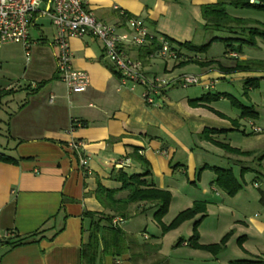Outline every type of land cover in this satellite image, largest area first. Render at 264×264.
<instances>
[{"label":"crops","instance_id":"1","mask_svg":"<svg viewBox=\"0 0 264 264\" xmlns=\"http://www.w3.org/2000/svg\"><path fill=\"white\" fill-rule=\"evenodd\" d=\"M217 1L87 0V3L92 14L104 22L118 24L120 9L140 17L152 34L165 36L173 44L192 42L200 45L199 40L209 41L214 37V33H206L203 29L202 7ZM255 13L258 16L259 12ZM257 16L242 17L259 19ZM120 27V31L127 30L122 23ZM30 40L36 54L34 62L45 68V78L33 79L29 85L36 83L34 88H38L43 82L45 99L37 97L39 90L35 93L26 90L23 102L9 114L6 140L0 139V150L16 160L13 163L0 161V240L14 233L23 235L37 229L47 228V236L58 232L52 239L43 238L11 249L0 242V264H81V249L90 224L86 213L104 210L94 194L98 185L119 188L120 184L111 179V172L118 170L117 163L126 158L130 159V164L122 167L124 171L142 173L144 167L132 156L140 155L149 165L152 183L167 188L166 182L172 179L176 169L184 173L186 167L173 144L188 152V169L193 175L197 167L212 172V184L216 177L213 167L230 169L236 177L253 174V183L260 192L257 203L261 212L258 217L237 220L241 222L239 237L245 236V240L241 246L237 239L236 242L247 257L264 259V190L261 188L264 182L256 181L259 177L264 178V65L254 67L256 70H231L237 61H264V39H257L255 46L243 48L242 53L223 49L220 58H208L181 49L179 58L172 63L171 60H159V57H150L144 63L148 74H195L201 77L198 86L206 89L208 94H221L219 100L199 107H192L187 102L199 96L179 97L171 93L174 89L165 92L162 105H148L141 96L140 87L132 89L129 84H123L100 60L104 55L103 45L89 36L69 39L72 66L87 72L89 85L84 92H68L56 71L55 51L50 53L46 47L51 43L47 36L43 35L39 41L31 37ZM11 45H19L24 52L20 44L4 45L0 50ZM133 47L129 45L125 49L131 57L137 58ZM233 53L237 57L232 56ZM231 57L234 59H229ZM187 58L204 63L198 64L196 72H175V67ZM31 60L25 59L26 65ZM211 60L214 62L207 63ZM251 78L258 80L247 84ZM204 83L211 85L206 88ZM11 88L0 86V90ZM13 89L17 91V88ZM19 94L15 92L4 97L0 103L6 100L9 106ZM225 95L248 106L253 116L242 117L240 110L233 107ZM253 126L260 128V132H253ZM204 128H218L220 131L209 136L228 144L234 151L221 156L218 162L198 154L196 145H192L195 142L187 138L188 135L202 138ZM185 130L188 131L186 135ZM73 143L79 144L78 151L72 148ZM81 157L86 159V165L81 164ZM175 158L178 160L174 162ZM220 191L223 199H210L206 202L207 211L212 205L218 210L226 208V198L232 196ZM208 215L207 212L206 217ZM199 236L200 243L210 244L202 240L200 232ZM142 237L150 239L145 232ZM182 244L186 245V241ZM124 257L129 263L123 257L113 259L107 255L101 264H132L128 253H124Z\"/></svg>","mask_w":264,"mask_h":264},{"label":"trees","instance_id":"2","mask_svg":"<svg viewBox=\"0 0 264 264\" xmlns=\"http://www.w3.org/2000/svg\"><path fill=\"white\" fill-rule=\"evenodd\" d=\"M229 7L235 9H253L256 12L264 13V0H255V2H250V0H218L215 4L203 5L202 15L205 21L203 26L204 31L211 34H213V32H228L232 34L233 37L214 36L207 43L197 45L192 42L173 44L171 40L163 36L177 52L173 61L179 58L181 49H187L188 52L199 54L207 52L213 40L224 43L227 51L242 53L243 48L255 46L257 39H264V23L259 19H255V17L235 16L229 13L227 10ZM131 16L132 15L124 12L122 15H118L119 22L124 24L126 19ZM159 47L160 42L156 38H152L146 45L138 47L134 46L132 49L136 52V57L144 64L150 58V55ZM100 60L103 61L114 75L117 77L119 76L114 67L112 68L106 64L104 61V55L100 56ZM188 62H194L199 65L204 63L195 58H187V60L185 59L181 63L185 64ZM212 62L214 61L211 60L207 63ZM262 65H264V61H237L231 70L249 71L255 69L254 67L257 68ZM257 80L258 79L256 78H251L248 79L246 83L251 84L252 81L255 83ZM39 84L38 88H32L30 85H27L25 89L29 90L31 93H35L42 86L43 82ZM15 92L16 90L13 88L9 90L1 89L0 102L4 97L10 96ZM220 96V93L212 95L207 93L198 98L188 99L187 102L192 107L206 106V104L219 100ZM225 97L229 99L230 104L233 107L240 110L242 117H244V115L249 118L253 116L252 110L241 103L238 99L230 95H225ZM210 109L213 112H216L212 108ZM82 125H85V123H82ZM217 130L218 128H204L201 137L234 151V149L230 148L228 144L217 142V140L209 136V134L217 133ZM132 156L144 167L142 173H129L122 168H119L116 171L113 170L111 172V179L120 184L119 188H107L99 184L97 189H95L94 194L104 210L97 213H86L87 217L90 219V224L88 227L87 240L84 242L81 249V264H101L102 258L107 255L116 259L121 257L124 253L129 254V259L132 264H138L141 258L145 259L151 255H155L156 257V260H153L151 264H168L166 259L158 258L162 257L160 256L162 244L160 241L161 235L153 236V241L148 239V241L142 242L137 239L136 234L125 231L122 229L121 225L113 224L114 219L124 221L139 214H145L149 211H151L152 217L161 225L163 232H167L178 225L180 226V224L187 219L194 218L192 235L186 240V245L194 250L199 249L207 251L215 257L224 252L226 249V243L231 236V233L229 232L217 243L203 244L198 240L200 239L198 226L202 219L207 215L206 203L204 201H202L201 204L199 203V205L196 203L192 207L179 212L169 224L165 225L162 222V218L167 212L172 200L171 193L167 189L160 188L152 183L151 179H149L151 170L149 169L147 161L142 156ZM0 161L13 163L16 160L11 155L0 150ZM212 170L216 175L214 182L227 195L234 196L237 191L241 189V184L239 183L238 178L230 169H218V167H213ZM197 215H199V217L195 218ZM47 230V228L37 229L32 233L23 235L14 233L13 236L1 239L0 242H2V244L8 249H11L16 246L37 242L43 238L52 239L58 232L56 231L51 236H47L45 234ZM141 235L143 236L144 232H142ZM237 238L238 244L241 246L245 240V236ZM179 240L180 241L176 242V245L185 241L183 239ZM228 264H264V259H261L260 257L234 259L230 260Z\"/></svg>","mask_w":264,"mask_h":264},{"label":"rangeland","instance_id":"3","mask_svg":"<svg viewBox=\"0 0 264 264\" xmlns=\"http://www.w3.org/2000/svg\"><path fill=\"white\" fill-rule=\"evenodd\" d=\"M227 10L229 13L235 16H257V13H255L256 11L253 9H235L229 7ZM257 18L264 22V13H259ZM38 23L43 24L40 27L41 30H39L34 25L31 26L30 37L36 41H39V38H41L43 35H46L49 41L52 42L53 27L50 22L45 18L40 19ZM214 36L233 37V35L228 32H215ZM207 41L208 39L205 41L199 40L198 43L204 44ZM210 46L211 47L208 52L202 53L204 57L220 58L222 50H226L224 43L218 42L216 40H213ZM46 47L50 49V53L52 51L56 52V49L52 47L51 44H47ZM251 51L253 52L255 50L252 49ZM43 55L45 56V43L43 44ZM234 57H237V55ZM234 57L229 59H234ZM35 58V50L32 49V60L29 65H26L24 52L20 50L19 45L6 46L0 50V86H10L17 88L16 92L18 94H22H19L15 100L9 104V106L6 105V100H4L0 105V139L3 141L6 140L4 135L7 134V122L9 114L13 112V110H17L18 105L23 102V97L27 94L25 87L29 85L33 79L36 80L38 78H45V68L36 66V62H34ZM158 59L162 60L160 58ZM172 61L173 60H171V63ZM198 68L199 65L197 63L188 62L176 66L175 72H196ZM161 74L164 75V73ZM164 76L173 75L169 74ZM45 90V86L41 87L36 93L37 97L45 99ZM201 92H204V94L208 93L206 89H203L198 85H191L188 88L176 87L173 91H171L172 94H175L179 97H184L187 95L190 97H200L202 96ZM224 105L227 107L228 103L225 102ZM222 108H224V106H222ZM209 110L212 111L211 109ZM187 133L188 131L185 130L184 135ZM187 139L194 141L195 143L192 145H196L195 150L197 153L207 156L210 158L211 162L214 160L218 162L221 156L227 155V152H233L232 150L227 149L225 146L218 145L213 141L203 137L196 138V136L192 135L189 137L188 135ZM173 146L178 148L177 155L181 160H183L184 163L182 164H184L186 167L184 166V173L176 169L172 179L166 182L168 186L165 189L171 193L172 200L167 212L162 218V222L165 225L169 224L179 214V212L192 207L196 203L199 205V203L201 204L202 201L206 203L209 202L210 199L214 200V198L220 201L223 199L222 191H220L222 189H220V187L215 182V185L211 183V176L213 175L212 172H209L208 169L197 167V169L194 170L195 173L193 175L192 171L188 169V152L179 148L177 144H173ZM175 160L178 159L175 158L174 162ZM253 177V174L250 173H247L243 177L237 175L239 183L241 184V189L237 191L238 194L236 193V196L226 198V208L222 207L221 210H218L217 207H214L215 205L210 206V211H207L209 215L204 218V220H202L203 222L200 225L199 232L202 240L205 242H218L225 234L228 232L231 233V236L226 243V249L216 257L205 251L193 250V248L183 245L182 243L176 245V242L180 241L179 239L186 241L190 238L192 235L194 218L183 221L180 226L178 225L167 232L162 231L161 225L152 217L151 211L126 219L122 221L120 225L125 231L136 234L137 239L141 240L142 242L148 241V239H143L141 235L142 232H145L152 241L154 240L153 236L161 235L162 249L160 256L162 257L158 258L166 259L168 264H228L230 260L249 258L247 257L248 255H246L241 250V247L238 246L236 239H238L237 237L240 235L239 230L241 229V222L239 221H246L249 218L258 217L261 212L260 204L257 203L260 192L253 183ZM256 181L264 182V178L260 179L259 177V179H256ZM261 188L264 190V185H262ZM197 217H199V215H197L195 218ZM235 230L238 232L237 234ZM122 257L126 262H128L126 257H124V254L121 255L120 259ZM153 260H156L155 255H151L145 259L141 258L138 264H151ZM126 262L124 263L126 264Z\"/></svg>","mask_w":264,"mask_h":264},{"label":"built area","instance_id":"4","mask_svg":"<svg viewBox=\"0 0 264 264\" xmlns=\"http://www.w3.org/2000/svg\"><path fill=\"white\" fill-rule=\"evenodd\" d=\"M255 2V0H250ZM124 11L118 10V15ZM48 19L54 29L53 40L50 43L56 49V71L59 79L64 82L68 92H84L89 85V75L85 71L72 66V52L69 39L85 36L99 40L103 45L105 57L114 63V68L123 84H129L132 89L140 87L141 96L148 105H162L166 91L176 87L188 88L191 85H201V77L186 73L175 76L148 74L143 62L131 57L126 46H144L152 38L160 42V47L150 55L165 60H173L176 50L163 36L152 34L145 22L137 16H131L124 23L126 31H120L121 23L111 24L97 19L88 7L87 0H0V48L8 44H20L23 47L25 59L31 60L33 42L30 40V28L40 29V19ZM236 56L235 53L232 54ZM208 88L211 83L203 84ZM36 87V83L30 85ZM52 98V96H51ZM253 132L260 128L253 126ZM72 148L78 151L80 146L73 143ZM81 164L86 165V159L81 157ZM130 164V159L117 163V168ZM122 223L114 219L113 224ZM6 237V235H5Z\"/></svg>","mask_w":264,"mask_h":264},{"label":"water","instance_id":"5","mask_svg":"<svg viewBox=\"0 0 264 264\" xmlns=\"http://www.w3.org/2000/svg\"><path fill=\"white\" fill-rule=\"evenodd\" d=\"M105 62L106 64H108L110 67H114V63L111 61V59L109 57H105Z\"/></svg>","mask_w":264,"mask_h":264}]
</instances>
